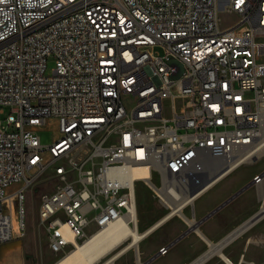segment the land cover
<instances>
[{"label": "built area", "instance_id": "built-area-1", "mask_svg": "<svg viewBox=\"0 0 264 264\" xmlns=\"http://www.w3.org/2000/svg\"><path fill=\"white\" fill-rule=\"evenodd\" d=\"M219 9L235 22L222 27ZM5 107L0 245L24 235L27 192L42 181L54 187L38 219L60 257L119 220L137 226L136 181L166 210L153 227L186 219L184 207L257 158L264 0H0Z\"/></svg>", "mask_w": 264, "mask_h": 264}, {"label": "rangeland", "instance_id": "rangeland-1", "mask_svg": "<svg viewBox=\"0 0 264 264\" xmlns=\"http://www.w3.org/2000/svg\"><path fill=\"white\" fill-rule=\"evenodd\" d=\"M235 20L236 17L232 12L219 9V21L222 27H227L231 25L235 22ZM53 66V59L49 58L47 61L46 73H51V69ZM9 112L10 108L5 107L4 114L1 115L0 118L4 119L6 114ZM54 129V125L50 123L38 131L42 144H50L52 138L56 134ZM263 166L264 155L260 159H257V162H254L252 164H244L236 168L233 172L218 181L214 186L206 190L201 196H199L195 200L194 207L196 209V212H200L208 208L217 198L222 195L224 191L229 190L232 186L238 183L249 181L252 174L254 172L261 171ZM53 187L54 182L49 183V185L47 186L46 182L42 181L37 182L32 187V189L27 192V216L25 233L22 237L13 240V242L16 241L17 245L19 246L20 263L22 264H52L55 261L57 262L61 258L60 255H55L49 250L46 229L45 226L40 223L37 213L41 193L44 190H52ZM135 191L138 229L139 231H144V229H146L148 226H150L152 223L162 217L166 211L161 206L159 201L155 198L153 192L147 187V185L143 181H136ZM189 213L190 209L187 208L185 210V214L188 215ZM180 224L181 220L178 217H174L169 222L165 223L163 226L158 228L157 231L152 234V236L150 235L149 237L144 238L139 244L138 250L136 249V251L138 252L139 249L142 248H151L155 243H157V247H160L161 245L167 243L169 248L168 252L165 255H160L159 257H157V259H155L156 261H152V264H175V258L179 254V256H184V259L180 261V264H186L190 262L194 258L198 257L200 254H202L207 249L208 244L206 240L202 238L198 233L200 229L202 230V228H200V226L198 225L199 221L196 222V227L198 229L189 231L185 236L174 242L177 236H179L188 228H190L189 225L186 223H182V225L179 226ZM177 226L179 227L176 229ZM166 237H168L166 240H162ZM129 242L130 239L127 240L121 247L117 249L118 252ZM208 248L210 250L209 245ZM116 251L112 252L111 254L109 253L104 257H110L111 255H115ZM131 252H133V250H131ZM131 252L127 253L125 257L131 256ZM10 256L12 259L15 257L13 256V253H11ZM58 257L60 258L57 259ZM247 257L249 259L251 255H247ZM257 257H259V260L255 264H264V254L258 255ZM115 264H120V262H116ZM204 264L221 263L219 262V257L214 256L207 260Z\"/></svg>", "mask_w": 264, "mask_h": 264}, {"label": "crops", "instance_id": "crops-1", "mask_svg": "<svg viewBox=\"0 0 264 264\" xmlns=\"http://www.w3.org/2000/svg\"><path fill=\"white\" fill-rule=\"evenodd\" d=\"M262 156L257 157L253 162L244 163V164H252L254 162H257V159H260ZM244 164H241L238 167ZM235 169H233L231 172H233ZM231 172H229L227 175H229ZM261 173H264V166L261 171L254 172L251 178L249 179V181L238 183L232 186L229 190L224 191L222 195L219 198H217L208 208L200 212H196V209L194 207V202L199 196H201L206 191L205 190L193 201L192 206L189 205L183 208V214L186 219H182L178 216H172L163 223L157 225L156 227H153V225L161 218L160 217L157 221H155L146 229H144V231H140V232H146L149 236L150 235L152 236V234H154L158 228L163 226L165 223L169 222L174 217H178L181 220V224L179 226H181L182 223H186L189 225V227H194L193 230L198 229L196 227V222L199 221L198 225L204 231L203 232L200 229L201 234L199 235L202 238L205 237L209 241L213 240L211 242L213 244L217 243L215 245H220L222 242H224L221 245L223 247L222 255L221 254L214 255L219 257V262L221 264H228L226 263L227 261H225V259H228L233 264H255L259 260V257L257 256L264 254V210L257 217H253L256 214H258V212L262 208H264V177L259 183L252 182V178L255 175ZM215 184H213L212 186H214ZM240 190L242 191L238 193ZM232 196L233 198L231 200L224 203ZM187 208L190 209V213L188 215L185 214V210ZM136 212H137V206H136ZM179 226H177L176 229ZM137 229H138V222H137ZM168 237L162 240H166ZM179 239L176 238L174 242ZM166 245L168 244L166 243L164 245H161L160 247ZM208 245H207V249L202 254H200L198 257L194 258L193 260H191L186 264H196L197 262L202 260V258L205 257L206 254L210 251ZM156 247H157V243L153 244V247L151 248L149 247V248L139 249L140 254L137 253L135 249H132L133 252L130 251L131 256L128 257H125L127 253L122 256H119L120 254H117V256L113 258V259L116 258L117 260L114 261L113 263L111 262L113 261V259H111L113 255H111L110 257L106 256L102 259L103 260L102 263L105 262L104 264L106 263L115 264L116 262H120V264H152V261L153 262L156 261L155 259H157V257L160 256L158 254V250L160 247L157 248ZM117 252L118 250L115 252V254ZM11 253H13V256H15L13 259L10 256ZM179 255L176 256L175 258V262H174L175 264H180V261L184 259V256H179ZM247 255H251V257H249L248 259ZM138 260L140 261V263H138ZM0 264H22L20 263L19 246L17 245L16 241L13 242L12 240L0 245Z\"/></svg>", "mask_w": 264, "mask_h": 264}, {"label": "bare ground", "instance_id": "bare-ground-1", "mask_svg": "<svg viewBox=\"0 0 264 264\" xmlns=\"http://www.w3.org/2000/svg\"><path fill=\"white\" fill-rule=\"evenodd\" d=\"M259 145V149L255 153V156L257 157L264 155V136L263 138H261ZM146 174L147 172L144 169H136L132 172V176L134 178L146 176ZM65 233L67 234V236H69L67 230H65ZM199 234H201L200 231ZM147 236L149 235L146 232L142 233L138 231L137 226L130 227L125 220H119L106 228L94 232L83 242L76 243L75 248H73L67 254L63 255L54 264H101L103 261L102 259L105 255H108L109 253L111 254L112 252L116 251L129 239L130 242L126 246H124L117 254H120L119 256H122L130 252L132 249L138 250L139 244ZM203 238L210 245V251L206 254L205 257L202 258V260H200L196 264H203L205 261L216 254L222 255L223 247L221 245L224 242H222L220 245H215L205 237ZM137 253L140 254V251H138ZM117 254L113 255L111 259L116 257ZM116 260L117 259L115 258L111 262L113 263ZM225 261H227L226 263L228 264H233L228 259H225ZM138 263H140L139 260Z\"/></svg>", "mask_w": 264, "mask_h": 264}, {"label": "water", "instance_id": "water-1", "mask_svg": "<svg viewBox=\"0 0 264 264\" xmlns=\"http://www.w3.org/2000/svg\"><path fill=\"white\" fill-rule=\"evenodd\" d=\"M242 190H240L238 193H240ZM193 193H195V191L194 192H192L191 194H193ZM237 194V193H236ZM235 194V195H236ZM234 195V196H235ZM233 198V196L232 197H230L228 200H226L224 203H226V202H228L229 200H231ZM263 210H264V208H262L259 212H258V214H256L255 216H253V217H257L259 214H261L262 212H263ZM252 219H254V218H252ZM194 229V227H190L186 232H184V233H182L179 237H177V239H179V238H181L183 235H185L189 230H193Z\"/></svg>", "mask_w": 264, "mask_h": 264}]
</instances>
